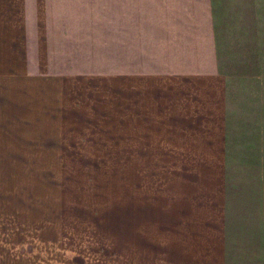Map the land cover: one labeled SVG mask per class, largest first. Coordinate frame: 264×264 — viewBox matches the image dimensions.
Here are the masks:
<instances>
[{"label": "crops", "instance_id": "obj_1", "mask_svg": "<svg viewBox=\"0 0 264 264\" xmlns=\"http://www.w3.org/2000/svg\"><path fill=\"white\" fill-rule=\"evenodd\" d=\"M215 1L0 0V165L58 166L0 172V264L168 263L229 83L261 68ZM255 77L235 133L264 121Z\"/></svg>", "mask_w": 264, "mask_h": 264}, {"label": "rangeland", "instance_id": "obj_2", "mask_svg": "<svg viewBox=\"0 0 264 264\" xmlns=\"http://www.w3.org/2000/svg\"><path fill=\"white\" fill-rule=\"evenodd\" d=\"M215 10L220 37L226 43L232 24L237 23L238 31L243 33L241 24L242 28L244 24L247 34L252 28L251 57L252 60L255 58L257 47L261 68L257 71L255 62L254 76H250L249 69L243 68L250 61V54L245 50L244 56L236 54L234 61H243L245 76L243 79L234 77L229 83L234 100L230 105V131L227 137L223 136L227 127L222 124L224 115H221L216 125L218 130L212 133L206 149L207 152L212 148V153L206 154L203 178L200 175L194 182L192 196L188 198L187 209L180 221L177 243L167 264H264V121L259 117V123L250 127L243 124L235 133L231 114L234 102L233 112L238 114V106H247V95L249 99L253 98L242 82L248 86L246 82L252 81L255 91L258 86L260 91V78L255 76L264 69V0H216ZM250 18L253 19L252 26ZM244 43L247 42L244 40ZM237 70L233 67L230 73L236 74ZM253 85L249 86L253 88ZM255 94L261 104L262 96ZM253 109L251 118L257 120ZM238 117L241 121L245 119L241 111ZM224 147H229L228 153L224 152ZM69 167L71 172L75 171V166ZM177 167V171L184 169V166ZM25 169L23 166L0 165L1 173L26 171L35 174H53L58 166L42 164L25 166ZM147 171L162 173L172 169L153 164L147 166Z\"/></svg>", "mask_w": 264, "mask_h": 264}]
</instances>
